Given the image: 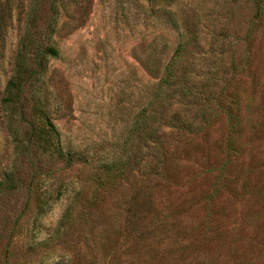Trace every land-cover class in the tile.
<instances>
[{"label": "rangeland", "instance_id": "374dc122", "mask_svg": "<svg viewBox=\"0 0 264 264\" xmlns=\"http://www.w3.org/2000/svg\"><path fill=\"white\" fill-rule=\"evenodd\" d=\"M30 1L0 0V182L17 184L0 190V264H264V0H38L58 56L18 129L40 100L61 156L15 153L1 105ZM143 110L147 138L125 147Z\"/></svg>", "mask_w": 264, "mask_h": 264}, {"label": "trees", "instance_id": "16d2710c", "mask_svg": "<svg viewBox=\"0 0 264 264\" xmlns=\"http://www.w3.org/2000/svg\"><path fill=\"white\" fill-rule=\"evenodd\" d=\"M144 1L147 5L152 7L153 4H161L162 2L164 3L165 0ZM38 3V0H31L29 6L27 7L22 34L16 51L13 71L5 85L4 93L1 98V105L5 112L6 129L11 138V143L15 153H22L25 149H29L30 146L35 145L36 148L38 147L43 152L61 156L62 152L58 132L48 116L45 114L44 106L40 100L36 99L33 104V113L38 117L39 124L37 126L30 125L28 127L29 131L24 134H21L18 129L21 124L20 121L25 120L23 94L26 85L34 86L40 82V85H42L41 78L47 69V58H56L58 56V52L52 46H43L39 44L37 37L35 36L36 23L38 19ZM52 13L53 19L47 26L48 34H52L53 26L56 21L55 11L53 10ZM188 42V38L183 35L180 36L171 64L169 63L165 68V73L155 89L154 103H157V105L160 104H158L160 100H166L165 92H167V90L171 87L176 86V84L170 80L173 76L172 63H174L176 58H178L184 48H186ZM181 91L185 95L190 94L188 92V88L186 87H183ZM162 94H164V97H162ZM158 98L160 100H158ZM227 114L230 123L233 124V115L229 111ZM148 120V114L146 110H143L139 115L138 120L134 122L130 130L127 141L124 143L125 147L132 142L131 140L136 133L141 132L144 134L141 136L142 141L147 138L146 129ZM230 142L231 141H229V145L231 144ZM68 160L69 161L67 163L69 164L70 159L68 158ZM108 169L111 170L112 168L109 166ZM119 169L120 168H115L114 173L117 174H112L110 177L114 178L122 175L123 172H119ZM16 187L17 184L15 183L12 174H5L3 180L0 182V190L4 188L14 190Z\"/></svg>", "mask_w": 264, "mask_h": 264}]
</instances>
